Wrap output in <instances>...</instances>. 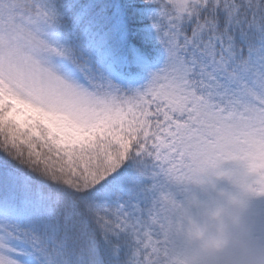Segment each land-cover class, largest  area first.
<instances>
[{
  "label": "snow or ice",
  "instance_id": "snow-or-ice-1",
  "mask_svg": "<svg viewBox=\"0 0 264 264\" xmlns=\"http://www.w3.org/2000/svg\"><path fill=\"white\" fill-rule=\"evenodd\" d=\"M257 158L264 0H0V264H171L169 186Z\"/></svg>",
  "mask_w": 264,
  "mask_h": 264
},
{
  "label": "rangeland",
  "instance_id": "rangeland-1",
  "mask_svg": "<svg viewBox=\"0 0 264 264\" xmlns=\"http://www.w3.org/2000/svg\"><path fill=\"white\" fill-rule=\"evenodd\" d=\"M240 166L225 160L218 170H211L197 179L172 183L169 192L177 207L176 224L185 225L189 219L207 223L209 212L220 211L231 237L229 254L239 257L242 264H264V202H248L252 194L239 182ZM181 246L183 237L174 236Z\"/></svg>",
  "mask_w": 264,
  "mask_h": 264
},
{
  "label": "clouds",
  "instance_id": "clouds-1",
  "mask_svg": "<svg viewBox=\"0 0 264 264\" xmlns=\"http://www.w3.org/2000/svg\"><path fill=\"white\" fill-rule=\"evenodd\" d=\"M240 166L238 182L248 191L264 188V184L256 182L257 177H264V159L254 161H234ZM209 221L198 224L191 219L181 226L176 224L175 234L183 237V244H174L171 264H242L239 257L229 254L231 237L226 229L225 221L219 210L209 212Z\"/></svg>",
  "mask_w": 264,
  "mask_h": 264
},
{
  "label": "trees",
  "instance_id": "trees-1",
  "mask_svg": "<svg viewBox=\"0 0 264 264\" xmlns=\"http://www.w3.org/2000/svg\"><path fill=\"white\" fill-rule=\"evenodd\" d=\"M252 194H255V193L252 192ZM248 202L249 203H254V202H261V203H263L264 202V196L256 195L255 197H253V196L249 195Z\"/></svg>",
  "mask_w": 264,
  "mask_h": 264
}]
</instances>
